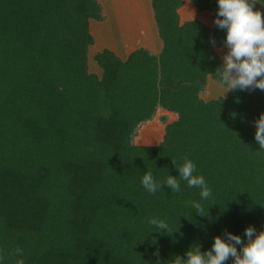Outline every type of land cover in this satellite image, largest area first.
<instances>
[{
	"label": "trees",
	"instance_id": "16d2710c",
	"mask_svg": "<svg viewBox=\"0 0 264 264\" xmlns=\"http://www.w3.org/2000/svg\"><path fill=\"white\" fill-rule=\"evenodd\" d=\"M191 1L216 18L217 0ZM183 3L153 0L162 51L122 59L105 48L95 55L101 78L88 65L89 19H105L98 0H0V264H175L211 250L217 236L247 243L248 226L264 231L255 140L264 91L200 97L209 76L218 81L226 31L181 23ZM158 107L178 119L160 144L136 145ZM185 159L212 197L184 181L179 193L146 192V172L178 177L173 160ZM153 217L171 232L151 226Z\"/></svg>",
	"mask_w": 264,
	"mask_h": 264
},
{
	"label": "clouds",
	"instance_id": "9594fccd",
	"mask_svg": "<svg viewBox=\"0 0 264 264\" xmlns=\"http://www.w3.org/2000/svg\"><path fill=\"white\" fill-rule=\"evenodd\" d=\"M264 5V0H217L218 12L215 25L226 31L225 44L228 48L224 56L223 67L215 72L217 80L227 90L264 91V13L254 11V5ZM255 140L260 150H264V113L255 122ZM179 176L168 175L162 182H157L152 173L146 172L141 184L151 195L167 185L173 193L181 191V181L188 188H198L201 200L212 197V189L203 175H194L197 165L191 159H185L177 166ZM201 213V204L191 205ZM157 230L170 231L166 220L149 218L147 221ZM244 239L240 235L228 233L225 238L215 237L211 250L201 252L189 251L185 258L177 257L175 264H224L229 258L233 264H264V231L257 234L254 226L244 231ZM239 246V251H238ZM158 254V252H157Z\"/></svg>",
	"mask_w": 264,
	"mask_h": 264
},
{
	"label": "crops",
	"instance_id": "0c3cea01",
	"mask_svg": "<svg viewBox=\"0 0 264 264\" xmlns=\"http://www.w3.org/2000/svg\"><path fill=\"white\" fill-rule=\"evenodd\" d=\"M102 6V14L105 16L104 20H96L90 22V28L92 25L105 26L111 22V26L114 27L115 33L119 34L122 29H124L128 34L129 40L126 45L110 43L107 41L104 47L101 49H110L113 50L119 57L122 59H127L129 57V49H138L146 48L152 50L154 53H159L163 49V40L159 37L157 24L155 21L153 0H98ZM183 6L178 10L181 23L190 20H199L210 28L215 27L213 13L211 11H201L197 9L195 4L191 0H183ZM251 2V0H250ZM257 9H263L264 5L256 3L254 5ZM113 18V19H112ZM95 20V19H93ZM107 28L104 29V36L108 35L105 33ZM140 33V34H139ZM94 34V32H93ZM106 34V35H105ZM95 36V35H94ZM99 38L95 36L94 44L98 41ZM132 40L135 42L130 43ZM93 44V45H94ZM118 45V46H117ZM139 45V47H138ZM137 47V48H136ZM228 51L226 44L219 48L221 58L224 61V54L221 50ZM225 53V52H224ZM226 54V53H225ZM213 77H208L207 88L210 86V83L217 84L216 80ZM217 82V83H216ZM221 84V83H220ZM223 85V84H222ZM228 93V92H227ZM224 96V95H223Z\"/></svg>",
	"mask_w": 264,
	"mask_h": 264
},
{
	"label": "rangeland",
	"instance_id": "374dc122",
	"mask_svg": "<svg viewBox=\"0 0 264 264\" xmlns=\"http://www.w3.org/2000/svg\"><path fill=\"white\" fill-rule=\"evenodd\" d=\"M89 20H90L89 22L94 21L95 23H98L96 20H93V19H89ZM180 21H181V19H180ZM110 24H111V22L105 26H100V28H98L97 24L96 25L93 24L92 29L90 28V31H91L93 37L95 38V36H96L99 39L94 45H91L89 47V50H88L89 72L95 73L98 75V77H101V78L103 76V69L99 66L98 62L95 60V55L98 52L102 51L101 49L105 46L104 44L107 41H110V43H112V45H113V43L119 44V45H122V43H123L126 45V43L128 41H130L129 37L126 36L128 34L127 33L128 31L126 32L124 29H122L121 32L119 34H117V33H115L114 27H112ZM105 28H107L105 33L108 35L106 38L103 37ZM93 32H94V34H93ZM133 42H135V40H132L130 43H133ZM138 47H139V45H138ZM134 50L135 49H129L128 48L127 53L129 54V53L133 52ZM149 51H151L153 54H156L152 50H149ZM215 51L219 55V57L221 58V54H220L219 50L216 49ZM221 52L225 56L228 51H226V50L224 51V49H223V50H221ZM227 92H229V90H227L224 85L220 84V82L217 84H213V86H212V83H210V86L208 88L206 86V89L200 93V97L203 100L208 101L211 99H216V98L221 97L223 95L227 96V94H228ZM177 119H178L177 113L168 111V110L161 108V107H158L154 116L150 120L146 121L145 123L141 124L138 127V129L135 133V136H134V143L136 145H158V144H160L164 140L167 125L176 121Z\"/></svg>",
	"mask_w": 264,
	"mask_h": 264
}]
</instances>
